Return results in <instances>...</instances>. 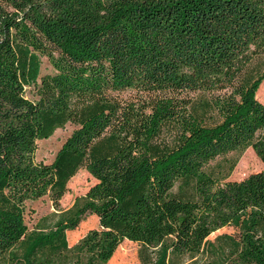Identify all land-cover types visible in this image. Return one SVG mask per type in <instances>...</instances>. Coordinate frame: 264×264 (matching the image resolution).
Returning a JSON list of instances; mask_svg holds the SVG:
<instances>
[{
	"label": "trees",
	"instance_id": "obj_1",
	"mask_svg": "<svg viewBox=\"0 0 264 264\" xmlns=\"http://www.w3.org/2000/svg\"><path fill=\"white\" fill-rule=\"evenodd\" d=\"M263 80L264 0H0V264H110L123 240L140 264H264V170H206L249 145L264 163ZM128 88L142 96L115 94ZM80 169L95 182L62 209ZM42 196L57 219L29 230L24 203ZM87 215L98 226L69 246Z\"/></svg>",
	"mask_w": 264,
	"mask_h": 264
},
{
	"label": "rangeland",
	"instance_id": "obj_2",
	"mask_svg": "<svg viewBox=\"0 0 264 264\" xmlns=\"http://www.w3.org/2000/svg\"><path fill=\"white\" fill-rule=\"evenodd\" d=\"M40 74L50 73L53 71V65L49 62L46 55H40ZM256 96L260 102L264 104V80L259 85ZM30 89L27 88V91ZM29 93V92H27ZM115 94L122 100L138 99L142 95L134 89H125ZM31 96V94L29 93ZM194 97H199L197 93ZM76 128V126L67 122L65 127L57 128L48 138L41 139L37 143L36 160H42L46 163L53 161L55 153L66 141L68 135ZM235 161V166L231 171H228L229 165ZM206 170L213 172L218 178L222 180H239L254 172L264 170V163L261 162L257 156L254 148L250 145L238 148V150L231 151L213 160L209 161ZM95 180L86 169H80L74 176L69 179L68 190L60 199V207L66 209L74 202L76 197L82 196L93 185ZM57 209L48 196L39 197L36 200H26L24 203L23 217L29 230L38 228L39 226L48 227L52 225L57 219ZM98 226V219L95 215H87L75 228L67 230V242L71 246L76 243L82 236L86 234L88 229ZM235 230L231 226H224L209 235L208 241L214 240L218 234H232ZM141 245L135 241L123 240L118 244V247L112 257L110 264H140L138 252ZM204 254L197 255L194 258H186L182 264H202L204 262Z\"/></svg>",
	"mask_w": 264,
	"mask_h": 264
}]
</instances>
